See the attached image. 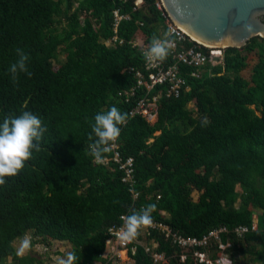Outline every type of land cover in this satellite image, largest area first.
I'll return each mask as SVG.
<instances>
[{"label":"trees","instance_id":"obj_1","mask_svg":"<svg viewBox=\"0 0 264 264\" xmlns=\"http://www.w3.org/2000/svg\"><path fill=\"white\" fill-rule=\"evenodd\" d=\"M143 1L134 10L137 0H0V120L27 110L45 127L23 169L0 185V264H44L18 255L15 244L28 235L36 244H69L78 264H117L106 256L110 229L148 204L156 205L152 223L173 235L202 242L226 229L220 243L231 245L225 253L233 264H264V39L225 50L212 76L195 79L194 69L183 68L189 91L163 96L151 124L130 115L143 90L125 94L138 82L128 69L144 64L133 42L140 34L151 42L164 28L157 0ZM116 10L130 19L118 27L123 43L108 47ZM17 49L26 71L13 78ZM111 106L127 118L97 160L91 126ZM115 143L123 161L134 159L133 186L114 160ZM237 229L250 233L239 239ZM160 233L152 237H162L158 252L169 264H195L192 256L182 263L183 250ZM213 241L194 250L216 260ZM130 255L135 264H154L142 246Z\"/></svg>","mask_w":264,"mask_h":264},{"label":"built area","instance_id":"obj_2","mask_svg":"<svg viewBox=\"0 0 264 264\" xmlns=\"http://www.w3.org/2000/svg\"><path fill=\"white\" fill-rule=\"evenodd\" d=\"M143 4V0H137L134 10L141 8ZM156 7L162 13V16L165 19L163 25L164 28L160 31V36L158 38L161 40L170 41L169 54L163 61L157 60L147 62L144 58V52L148 50L152 41L148 42L144 36L134 41L133 46L142 53L144 64L142 69H136L134 67L128 69L130 74H133L138 82L136 88H133L130 93L125 92L126 95H135L137 91L136 89L143 90L142 96L137 100L136 106L130 112V115L132 117L141 116L151 124L156 123L158 120L159 101L163 96H165L167 99L179 98L182 96L183 92L189 91L187 79L189 76H183V68L194 69L195 71L192 72L191 77L195 79H200L202 74L205 73L212 76V68L224 64V54L226 50L223 48L204 46L191 38L187 32H185L169 17L162 0H157ZM114 16L116 21V35L112 39L106 41L108 46H117L118 43H123V41L119 40L118 38V27L124 19H130L129 16L122 15L119 10L115 11ZM217 59L219 62L216 61ZM170 61H173V63L170 64ZM112 148L116 153L114 160L118 163H121V169H123L126 173L124 181L131 183L133 186L135 183L134 159L129 158L126 161H123L120 153L118 152V144H113ZM138 197L139 194L136 195V198ZM126 219L127 217L123 216L122 224L120 226H113L109 231L111 237L108 242L110 247L109 253L113 259L121 260V255L126 254L132 259L134 262L133 264H135V261L130 254L132 253V255H134L138 247L142 246L152 257L154 264H169L165 254H161L158 251H153L149 245H144L142 242V239L151 238L153 230L158 228L168 240L173 238V242L177 244L182 250L192 249L190 254H183L181 257L182 263L187 261L188 256H192L194 261L196 259L197 263L199 264H233L228 255L225 260L219 258L212 260L207 257V255H210L209 252L205 254L196 252L194 250L196 246L214 247L211 245V242L214 240L213 242L216 241L219 244V249L221 250L220 253L223 252L226 254L225 252L231 248V245L225 246L220 243V236L227 233L226 229L214 231L210 233L208 237L204 238L202 242H198L197 240L184 239L173 235L170 229L163 224L157 225L151 222L150 224L139 228L134 238L125 239L123 235V229ZM256 230L257 225L255 224L252 231L256 232ZM235 233L239 239H243L247 234L250 233V230L237 229ZM118 264L122 263L119 262Z\"/></svg>","mask_w":264,"mask_h":264},{"label":"clouds","instance_id":"obj_3","mask_svg":"<svg viewBox=\"0 0 264 264\" xmlns=\"http://www.w3.org/2000/svg\"><path fill=\"white\" fill-rule=\"evenodd\" d=\"M170 41L153 38L150 47L144 52L147 62L163 61L169 54ZM19 60L11 64L9 71L13 78L18 72L26 71L27 56L17 49ZM127 113L118 107L111 106L107 111L98 112L94 117L90 137L94 136L92 154L97 160L102 159V154L109 150L111 143L116 141L121 133V124L126 120ZM45 132V127L38 115L31 111H23L19 115L4 117L0 120V185L6 182V177H13L19 173L32 155L34 149L39 148V142ZM155 204H148L138 211L127 216L124 224L123 235L125 239H132L142 226L152 222L151 212ZM30 247V241L25 237L21 240L19 251ZM106 256L111 258V254ZM118 264L121 260L113 259ZM79 257L75 251H69L65 257L60 258L59 264H78ZM119 261V262H118Z\"/></svg>","mask_w":264,"mask_h":264},{"label":"water","instance_id":"obj_4","mask_svg":"<svg viewBox=\"0 0 264 264\" xmlns=\"http://www.w3.org/2000/svg\"><path fill=\"white\" fill-rule=\"evenodd\" d=\"M162 1L169 17L204 46L240 50L264 39V0Z\"/></svg>","mask_w":264,"mask_h":264},{"label":"rangeland","instance_id":"obj_5","mask_svg":"<svg viewBox=\"0 0 264 264\" xmlns=\"http://www.w3.org/2000/svg\"><path fill=\"white\" fill-rule=\"evenodd\" d=\"M140 38H142L141 34L139 35L138 39H140ZM256 63H257L256 58L252 56L249 60V64H250L249 69L242 74V76L245 79L250 80L252 70H253L254 66L256 65ZM190 108H193V106H190ZM237 191L239 192V189H237ZM200 196H201V194L196 192L192 198V201L197 202ZM256 223H257V221H255V224ZM26 238L30 241V247L28 249L24 250L23 252H20L19 246H20L21 241L17 242L15 244V248L17 249L18 255L20 257H26V256H29L32 254L37 255L41 258V261L44 264H59L60 258L65 257L69 251H72V247L66 243L52 242L50 246H47V245L41 244V242H40V244L39 243L36 244L35 238L32 235H28ZM161 239H162V237H160V236L157 238L151 237L149 239H142V242L144 243V245H149L153 251H158ZM32 245H33V249H31ZM191 252H192V249L183 250V254H185V255H188ZM207 257L209 259H211L210 258L211 255H207ZM227 257L228 256L226 254H224L223 252L218 254L219 259L225 260V258H227ZM182 261H183V259H182ZM8 262H9V264H11L12 261L9 260ZM194 262H195V264H199V263H197L196 259ZM120 263H122V264H133L134 262L132 261V259L129 256H127L126 254H123V255H121ZM166 263H167V261H166Z\"/></svg>","mask_w":264,"mask_h":264},{"label":"crops","instance_id":"obj_6","mask_svg":"<svg viewBox=\"0 0 264 264\" xmlns=\"http://www.w3.org/2000/svg\"><path fill=\"white\" fill-rule=\"evenodd\" d=\"M108 41V40H107ZM106 43V42H105ZM106 45H107V43H106ZM108 46V45H107ZM108 47H112V46H108Z\"/></svg>","mask_w":264,"mask_h":264},{"label":"bare ground","instance_id":"obj_7","mask_svg":"<svg viewBox=\"0 0 264 264\" xmlns=\"http://www.w3.org/2000/svg\"><path fill=\"white\" fill-rule=\"evenodd\" d=\"M219 47H225V46H219Z\"/></svg>","mask_w":264,"mask_h":264}]
</instances>
